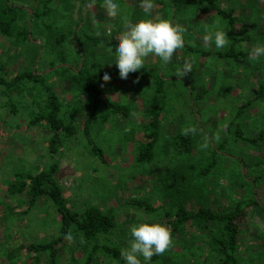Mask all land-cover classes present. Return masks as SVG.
<instances>
[{
  "label": "rangeland",
  "instance_id": "374dc122",
  "mask_svg": "<svg viewBox=\"0 0 264 264\" xmlns=\"http://www.w3.org/2000/svg\"><path fill=\"white\" fill-rule=\"evenodd\" d=\"M20 3L31 13L29 7L31 2L21 0ZM72 3L74 4L71 11L72 18L78 20L80 15L82 16L79 28L87 27L92 33L99 29L103 30L102 34L100 32L102 53H90L88 58L94 71L106 68L111 73L110 77L105 78L100 85L102 96L129 103L131 108L128 117L109 114L106 119L93 124L87 136L79 129L75 136L66 139L53 155L58 161L55 177L63 188L67 203L72 208L81 209L88 204H97L104 211L110 210L114 213L115 227L101 240L110 245L120 244L124 249L130 239L131 225L145 221L163 224L160 216L154 211L148 212L132 202L149 200L152 205L158 206L165 201L159 176L165 168L167 158L156 154L152 160L138 163L133 160L136 142L143 138L140 124L148 118L153 102H158L162 98V93L154 94L150 90L151 78L144 76L146 75L144 73L159 72L167 80L162 88L166 97V104L162 108L163 136L170 135L179 121L187 120L194 124L197 117L200 140L214 145L213 141L225 138L230 132L232 134L233 129L232 127L228 129L227 124L236 107L252 97L256 84L261 82L264 85V57L252 60L250 56H244L246 61L244 66H237L233 62L227 64L219 61L220 59L208 60V58H201L206 61L200 64L197 55L192 56L184 53L183 49H178L173 53L175 59L172 57L163 69L158 57L149 56L145 59L143 68L130 72L126 79H121L114 62L115 45L124 31V20L120 13L112 14L105 6L97 9L93 4L81 0H72ZM220 4L224 8H234L232 28L227 26L224 18L213 15L205 7L176 10L172 0H154L152 13L148 15L140 4L131 3V0H120L121 10L128 14L127 19L130 22L134 23L146 18L153 20L166 18L187 29L184 38L189 44L199 42L205 47L216 48L214 42H206L203 39L206 32L216 30L226 32L228 43L224 47L229 45L230 37H245V40L236 44L239 49H252L258 44H264V0H220ZM34 41L40 44L41 38L38 37ZM63 45L71 55H75L78 45L75 34ZM14 52L15 47H11L8 40L0 36V55L7 58V55L12 56ZM185 58L190 60L192 71L184 77H177L173 73L182 67ZM83 59L84 54L81 52L80 60L77 62L71 60L49 66L46 60L40 61L38 57L33 67L40 72L49 73L61 65L79 67ZM211 61L216 62L217 65V70L212 74ZM26 64L27 60L17 59L13 62V66L8 65L11 67L9 73L21 70ZM198 67H201V70ZM226 69L228 71L225 73ZM191 74L196 78L195 90L204 85L207 87L208 93L200 99H195L194 93L188 91L189 81L194 79ZM211 76L215 78L212 82H210ZM51 79L50 83L62 102V114L67 120L80 126L82 115L88 108L86 100L83 96L72 98L74 92L63 78L53 75ZM30 98L27 97L26 101L29 102ZM75 98L81 101V105ZM4 100L0 96V264H31L32 254L24 249L13 258L9 257V254L13 253L20 244L27 245L30 242L50 238L56 232V225L51 223V216L55 213L47 201L40 200L36 206L29 207L24 194L11 195L7 192L6 185L14 172L36 171L48 164L51 159L47 150L48 135L41 127L27 126V109L18 104L16 112L13 113L4 105ZM78 105L83 107V110L76 109ZM213 105H216L215 108L218 110L216 114L211 112L213 109L210 108ZM239 121L245 135L254 136L264 129V101L252 103L244 110V115ZM93 145L102 150L103 160L90 152ZM228 150H232L231 156L237 160V168L243 175L245 169L239 156L250 164L247 179H252L255 175L259 177L258 192L264 198V139L253 146H248L239 140L232 148L229 143H225V149L219 151L229 155ZM256 161L259 164L254 165ZM213 180L207 178L210 183ZM226 180L225 177L217 180L218 185L215 186L217 189L211 196L220 202V207L228 202L220 195L225 190ZM233 197L237 199L240 195L234 192ZM190 205L191 202H188V206ZM240 227V244L237 249L239 264H264V212L257 206L248 208ZM187 231L177 234V237L172 239V246L163 254L179 252L187 254L191 249L195 252V256L192 257L191 254L186 256V264L191 263L193 258L203 259L207 252L205 245L201 244L200 233L193 228ZM192 233L193 238L190 237ZM190 241H194L195 244ZM194 245L197 247L195 248ZM45 256L46 251L39 255V264L45 261ZM59 264H68L67 259L61 257ZM93 264L117 263L110 260L107 255L99 254Z\"/></svg>",
  "mask_w": 264,
  "mask_h": 264
},
{
  "label": "trees",
  "instance_id": "16d2710c",
  "mask_svg": "<svg viewBox=\"0 0 264 264\" xmlns=\"http://www.w3.org/2000/svg\"><path fill=\"white\" fill-rule=\"evenodd\" d=\"M19 1L21 2L0 0V36L5 37L11 47H15L12 56L7 55L8 57L4 58L0 55V96L5 99L4 105L13 113L16 112L18 104L27 109L28 127H41L47 131V150L51 159L45 167L36 171L14 172L7 181L6 189L11 195L24 194L29 207L36 206L40 200L49 202L55 213L51 216V223L56 225V232L46 240L20 244L9 257L17 256V253L24 249L32 254L31 264L40 263L39 255L43 251H46V256L42 264H59L61 257L67 259L68 264H93L99 254L107 255L117 264H125L121 258V245H110L101 240L115 227L114 213L110 210L104 211L97 204H88L81 209L72 208L55 177L58 161L53 158L63 142L75 136L79 129L87 136L91 126L106 119L109 114L128 117L130 113L129 103L102 96L100 85L105 81L103 70L94 71L88 59L90 53H102L103 46L100 42L103 30L92 33L87 27L79 28L82 16L80 15L78 20L72 18V0H27L31 2V13ZM81 1L93 4L97 9L104 7L102 0ZM131 3L140 4L139 0H131ZM172 3L176 10L205 7L213 15L224 18L229 28L234 26V8H224L220 0H172ZM74 34L78 45L77 49L74 47L75 55H71L63 44L67 40L70 41ZM38 37L41 38L40 44L34 41ZM230 38L229 45L219 49L205 47L199 42L189 44L185 40L183 50L186 54L197 55L200 64L206 61L201 58H208L244 66V56H249L251 49H239L236 46L245 40V37ZM81 52L84 59L80 67L61 65L49 73L40 72L33 67L38 57L40 61L46 60L49 66L71 60L77 62ZM172 57L175 59L174 54ZM19 58L27 60L26 66L9 73L11 67L8 65L13 66V62ZM212 61L211 74L217 70L216 62ZM198 69L201 70V67ZM227 71L226 69L225 73ZM144 74L151 78L150 90L154 94L162 93V98L153 102L148 118L140 124L143 138L136 142L133 160L136 163L152 160L156 154L167 158L165 168L159 176L165 201L158 206L152 205L149 200L132 202L148 212L154 211L159 215L163 225L170 228L172 239L177 237V234L188 232L187 229L193 228L200 233L201 244L205 245L207 254L203 259L193 258L188 264H239L237 249L240 244V223L248 208L257 206L264 212V198L258 192L259 177L255 175L252 179H247L250 164L239 156L245 169L243 175L237 168V160L231 156L232 150H228L229 155L219 150L225 149V143H229L232 148L237 140L253 146L264 139V129L254 136L245 135L239 121L244 115V110L252 103L264 101L263 83L256 84L252 97L236 107L227 124L228 129L232 127V134L230 132L225 138L213 141L212 145L200 140L197 117L194 124L187 120L179 121L170 135L163 136L162 108L166 104V97L162 88L167 80L159 72ZM228 74L231 75L230 72ZM53 75L68 83L74 92L72 98L83 96L86 100L88 108L82 115L80 126L67 120L62 114V102L50 83ZM191 75L194 79L189 81L188 91L194 93L195 99H200L208 93L207 87L204 85L195 90L196 78L194 74ZM212 79L215 80L214 76H211L210 82ZM27 97H31L29 102L26 101ZM180 99L182 100V97ZM79 103L81 105V101ZM80 105L76 109L83 110ZM215 107L216 105H213L210 109L216 114L218 110ZM90 152L104 159L98 146L93 145ZM257 164L258 161L254 165ZM221 177L227 180L225 190L220 195L228 201L222 207L215 197H211L217 189V180ZM207 178L214 180L210 183ZM234 192L240 197L234 199ZM188 202H191L190 206ZM193 236L192 233L190 237ZM190 242L195 244L194 241ZM190 254L195 256L191 249L187 254L179 252L154 255L150 264H186V256Z\"/></svg>",
  "mask_w": 264,
  "mask_h": 264
},
{
  "label": "clouds",
  "instance_id": "9594fccd",
  "mask_svg": "<svg viewBox=\"0 0 264 264\" xmlns=\"http://www.w3.org/2000/svg\"><path fill=\"white\" fill-rule=\"evenodd\" d=\"M102 2L109 13H120L124 20V31L115 45L114 61L121 79H126L130 72L143 68L144 61L149 56L158 57L163 69L169 64L173 53L184 48V34L187 31L184 26L172 23L166 18L158 20L146 18L133 23L127 19L128 14L121 10L120 0ZM139 3L145 13L151 15L153 0H139ZM203 39L206 42H214L217 49L228 43L224 30L206 32ZM249 56L252 60L264 57V44L253 47ZM191 71V62L185 58L182 67L176 69L173 74L184 77ZM110 75L108 69L102 71L104 78H109ZM172 244L171 230L168 226L148 221L136 223L130 227V239L127 247L121 250V258L125 264H150L154 255L163 254Z\"/></svg>",
  "mask_w": 264,
  "mask_h": 264
},
{
  "label": "water",
  "instance_id": "95a60500",
  "mask_svg": "<svg viewBox=\"0 0 264 264\" xmlns=\"http://www.w3.org/2000/svg\"><path fill=\"white\" fill-rule=\"evenodd\" d=\"M82 58H83V57H82ZM81 63H82V62L80 61V65H79V67L81 66Z\"/></svg>",
  "mask_w": 264,
  "mask_h": 264
}]
</instances>
